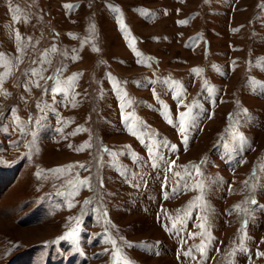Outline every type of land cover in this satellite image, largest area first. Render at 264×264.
<instances>
[{"label":"rangeland","instance_id":"374dc122","mask_svg":"<svg viewBox=\"0 0 264 264\" xmlns=\"http://www.w3.org/2000/svg\"><path fill=\"white\" fill-rule=\"evenodd\" d=\"M0 264H264V0H0Z\"/></svg>","mask_w":264,"mask_h":264},{"label":"snow or ice","instance_id":"6c2138e0","mask_svg":"<svg viewBox=\"0 0 264 264\" xmlns=\"http://www.w3.org/2000/svg\"><path fill=\"white\" fill-rule=\"evenodd\" d=\"M182 131H183V129H182Z\"/></svg>","mask_w":264,"mask_h":264}]
</instances>
